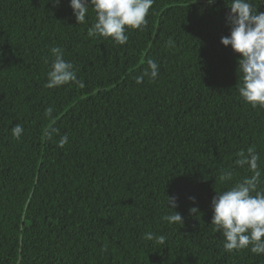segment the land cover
I'll list each match as a JSON object with an SVG mask.
<instances>
[{
	"label": "trees",
	"instance_id": "obj_1",
	"mask_svg": "<svg viewBox=\"0 0 264 264\" xmlns=\"http://www.w3.org/2000/svg\"><path fill=\"white\" fill-rule=\"evenodd\" d=\"M192 2L154 0L118 45L90 37L95 13L77 24L69 0H0V264H264L223 248L210 207L253 175L235 164L241 151L259 155L264 189V108L240 97L239 54L220 43L230 0ZM52 47L83 88L45 87ZM148 59L159 75L137 84ZM170 196L182 225L163 219Z\"/></svg>",
	"mask_w": 264,
	"mask_h": 264
},
{
	"label": "clouds",
	"instance_id": "obj_2",
	"mask_svg": "<svg viewBox=\"0 0 264 264\" xmlns=\"http://www.w3.org/2000/svg\"><path fill=\"white\" fill-rule=\"evenodd\" d=\"M53 7H58L61 0H50ZM193 0L192 3H196ZM211 6L215 0H206ZM154 4V0H69L77 24H85L89 11H93L96 21L88 30L90 37L110 38L118 45L128 42L127 32L132 29L143 30L147 24V16ZM226 24L230 32L222 36L220 43L231 47L234 53L239 54L237 71L242 76L238 92L243 101L252 107L264 108V12H258L250 0H230L227 6ZM54 59L47 72L46 88H58L64 85L75 84L83 88L85 85L77 79L75 66L64 58L61 47L50 49ZM147 67L140 75L135 77V82L140 84L145 77L155 80L159 75V65L153 59L146 61ZM53 108L45 110V115L51 117ZM24 133L21 124L11 128V135L19 140ZM58 135V130L49 128L45 136L51 138ZM59 145L68 143V136H60ZM235 164L239 167L247 165L253 172L250 177H245L224 190L215 191L211 200V224L215 231L222 233L224 238L223 248L231 252L248 249L254 254H264V189L259 187L260 171H258L259 155L252 149L247 153H237ZM231 171H222L221 181H230ZM193 202L195 197H189ZM167 207L172 209V214L163 219L182 225V216L175 211L178 207L177 197H167ZM198 213L197 207L189 210ZM158 239L164 243V236L155 237L153 233H145V239Z\"/></svg>",
	"mask_w": 264,
	"mask_h": 264
}]
</instances>
